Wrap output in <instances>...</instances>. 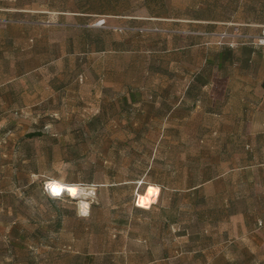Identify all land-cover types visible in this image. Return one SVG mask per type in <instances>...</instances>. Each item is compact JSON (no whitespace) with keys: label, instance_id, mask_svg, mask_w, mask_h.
<instances>
[{"label":"rangeland","instance_id":"1","mask_svg":"<svg viewBox=\"0 0 264 264\" xmlns=\"http://www.w3.org/2000/svg\"><path fill=\"white\" fill-rule=\"evenodd\" d=\"M4 1L17 9L0 22L15 27L18 56L34 53L0 105V264H264L262 173L188 192L205 174L200 137L158 135L159 120L142 127L122 110L216 62L220 35L245 31L186 20L228 17L234 0ZM245 154L238 162L254 160ZM49 181L79 196H52Z\"/></svg>","mask_w":264,"mask_h":264},{"label":"crops","instance_id":"2","mask_svg":"<svg viewBox=\"0 0 264 264\" xmlns=\"http://www.w3.org/2000/svg\"><path fill=\"white\" fill-rule=\"evenodd\" d=\"M245 5H248L249 11L242 15ZM11 7V4L0 0V11L17 10ZM233 9V14L228 17L213 19L198 16L186 21L236 25L252 35H260L264 25V0H234ZM210 27L213 25L205 28ZM29 52L26 47L24 60L18 56L15 27L1 21L0 105L6 103L7 96L12 93V81L17 79L19 70L23 72L24 68L20 66L26 64L28 55L33 56L32 45ZM217 57L214 62L206 56L201 64L190 65L195 70L186 68L185 81L170 85L163 83L156 97L149 101L127 100L126 108L122 109L130 111L128 115L136 112L141 116L142 127L149 126L148 121L159 120L158 135L200 137V148L205 157L200 166L205 169V174L202 172L201 179L196 182L189 178L191 186L186 189L188 192L216 181L226 185L236 183L231 175L240 168H252L262 173L255 182L264 184V160L257 159L256 155L264 152V46L251 44L230 49L225 40ZM181 63L178 67L183 66ZM214 136L217 138H212ZM239 149H245L247 158L254 160L244 164L238 162L236 152ZM214 151L219 155L217 164L210 159ZM211 168H217V173H206ZM62 231H65V225L59 223L52 233L60 234Z\"/></svg>","mask_w":264,"mask_h":264},{"label":"built area","instance_id":"3","mask_svg":"<svg viewBox=\"0 0 264 264\" xmlns=\"http://www.w3.org/2000/svg\"><path fill=\"white\" fill-rule=\"evenodd\" d=\"M104 23V20H103ZM221 39L227 41V44L230 45L232 48L243 46L246 44H253V45H262L264 46V25L262 26V30L260 35H252L250 33H246L243 31H239L238 29L234 33H224L220 35ZM46 190L48 191V186L46 185Z\"/></svg>","mask_w":264,"mask_h":264},{"label":"bare ground","instance_id":"4","mask_svg":"<svg viewBox=\"0 0 264 264\" xmlns=\"http://www.w3.org/2000/svg\"><path fill=\"white\" fill-rule=\"evenodd\" d=\"M47 186H48V192L51 195L58 196V195H63L64 193H68L72 197H78L79 196V192L77 191V188L74 186L68 185V184H64V183H61L58 181H49ZM50 186H54L57 189H59L58 194L56 192H53L52 187H50ZM73 190H74V192H73ZM157 199H158V194L156 192L153 194L143 195L137 199V205L142 206L144 208H150V206L154 202H156Z\"/></svg>","mask_w":264,"mask_h":264},{"label":"trees","instance_id":"5","mask_svg":"<svg viewBox=\"0 0 264 264\" xmlns=\"http://www.w3.org/2000/svg\"><path fill=\"white\" fill-rule=\"evenodd\" d=\"M250 44H246V45H243V46H249ZM227 47L228 48H230V49H233L230 45H228L227 44ZM97 119V118H96ZM40 134L39 133H37V132H32V133H29L28 134V136L29 137H36V136H39ZM65 194V193H64ZM52 196H54L55 197V195H52ZM61 195H59V197H60ZM138 206V205H137ZM139 208H144V207H142V206H138ZM145 209V208H144ZM59 223H60V219H59V221H58V225H59Z\"/></svg>","mask_w":264,"mask_h":264},{"label":"snow or ice","instance_id":"6","mask_svg":"<svg viewBox=\"0 0 264 264\" xmlns=\"http://www.w3.org/2000/svg\"><path fill=\"white\" fill-rule=\"evenodd\" d=\"M50 187H52V190H53V192H56L57 194H58V192H59V189H57L56 187H54V186H50ZM73 192H74V190H73Z\"/></svg>","mask_w":264,"mask_h":264}]
</instances>
